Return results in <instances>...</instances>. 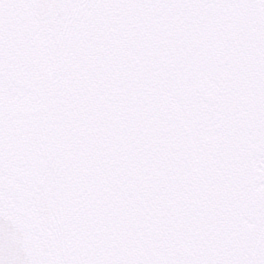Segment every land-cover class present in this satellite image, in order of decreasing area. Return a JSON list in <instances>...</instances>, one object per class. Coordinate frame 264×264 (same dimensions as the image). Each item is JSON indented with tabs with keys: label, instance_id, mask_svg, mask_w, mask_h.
I'll use <instances>...</instances> for the list:
<instances>
[{
	"label": "snow or ice",
	"instance_id": "snow-or-ice-1",
	"mask_svg": "<svg viewBox=\"0 0 264 264\" xmlns=\"http://www.w3.org/2000/svg\"><path fill=\"white\" fill-rule=\"evenodd\" d=\"M0 264H264V0H0Z\"/></svg>",
	"mask_w": 264,
	"mask_h": 264
}]
</instances>
